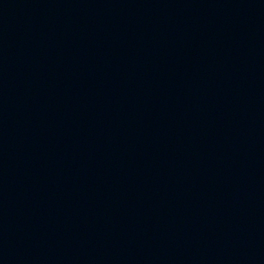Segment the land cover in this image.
I'll use <instances>...</instances> for the list:
<instances>
[{"label":"water","instance_id":"1","mask_svg":"<svg viewBox=\"0 0 264 264\" xmlns=\"http://www.w3.org/2000/svg\"><path fill=\"white\" fill-rule=\"evenodd\" d=\"M257 0H0V264H126Z\"/></svg>","mask_w":264,"mask_h":264}]
</instances>
